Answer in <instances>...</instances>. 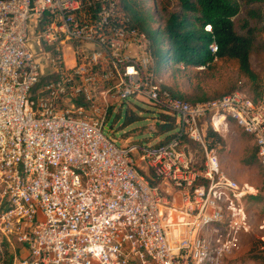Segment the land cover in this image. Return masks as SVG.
I'll list each match as a JSON object with an SVG mask.
<instances>
[{"label":"built area","instance_id":"obj_1","mask_svg":"<svg viewBox=\"0 0 264 264\" xmlns=\"http://www.w3.org/2000/svg\"><path fill=\"white\" fill-rule=\"evenodd\" d=\"M130 98L173 115L174 136L107 135ZM233 125L264 174V91L176 96L121 0H0V243L13 264H225L259 193L222 166Z\"/></svg>","mask_w":264,"mask_h":264},{"label":"rangeland","instance_id":"obj_2","mask_svg":"<svg viewBox=\"0 0 264 264\" xmlns=\"http://www.w3.org/2000/svg\"><path fill=\"white\" fill-rule=\"evenodd\" d=\"M137 1L152 16V26L155 29L164 26L166 10L176 7L174 1L171 0ZM251 9L264 11V0L242 3L241 11L235 18V26L238 32H244L242 26L244 20H247L246 29H255L257 47L250 54V62L252 68L261 78L264 76V25L258 23L259 19L249 13ZM65 55L68 63L71 64L72 54L69 48ZM154 62L156 65L155 57ZM158 68L159 74L171 90L189 97L204 95L211 98L217 97L234 87L235 90H244L249 94L257 93L253 90L252 82L241 72L236 60L216 59L212 66L206 67L204 70L183 68L182 65L172 62L162 63ZM133 113L138 115L139 119L126 123V116ZM163 114L171 115L148 103L130 98L112 109V115L107 121L105 132L117 143L120 140L127 142L148 140L149 138L154 142H161L166 136L165 133L159 134L158 124L163 122L161 119ZM223 140L221 161L225 171L240 183L248 182L255 185L259 189L257 195L261 194L264 197V175L260 162L246 160L255 149L251 137L233 125ZM142 167L144 168V165ZM246 209L251 218V228L248 232L239 234L238 245L225 264H264V241L262 240L264 228L261 229L264 226V201L249 197L246 200ZM14 252L15 249L11 246L0 243V264H4L9 254H14Z\"/></svg>","mask_w":264,"mask_h":264},{"label":"trees","instance_id":"obj_3","mask_svg":"<svg viewBox=\"0 0 264 264\" xmlns=\"http://www.w3.org/2000/svg\"><path fill=\"white\" fill-rule=\"evenodd\" d=\"M121 1L133 25L150 37L153 55L157 59L155 65L157 71L159 65L165 62L179 64L183 68H196L202 65L210 67L216 59L236 60L241 72L252 82L254 92H257L250 95L255 100L259 99L264 90V76L260 78L250 62V54L257 47L256 31L254 28L246 29L247 20H244L242 26L244 32H238L235 26V18L241 11L242 3H253L255 0H171L176 7L166 10L164 26L156 29L152 26V16L140 6L137 0ZM249 13L259 19L258 23L264 25L263 10L251 9ZM208 25L210 30L207 29ZM213 41L218 44L216 54L210 50ZM44 82L45 79H42L40 84ZM233 91L235 87L212 98L205 95L193 98L174 91L173 93L191 102H197L218 98ZM161 117L163 122L158 126L159 134H166L160 142L163 143L174 136L176 119L167 114ZM138 119V115L133 113L126 116V123ZM246 160L259 161L256 148ZM251 198L264 201L261 194ZM4 264H13V254H9Z\"/></svg>","mask_w":264,"mask_h":264},{"label":"water","instance_id":"obj_4","mask_svg":"<svg viewBox=\"0 0 264 264\" xmlns=\"http://www.w3.org/2000/svg\"><path fill=\"white\" fill-rule=\"evenodd\" d=\"M35 24H36V16H33L31 19H30V33L31 34H34L35 33Z\"/></svg>","mask_w":264,"mask_h":264},{"label":"crops","instance_id":"obj_5","mask_svg":"<svg viewBox=\"0 0 264 264\" xmlns=\"http://www.w3.org/2000/svg\"><path fill=\"white\" fill-rule=\"evenodd\" d=\"M228 134H229V133H228ZM228 134H227V135H228ZM245 134H246V133H245ZM227 135H225V137H226ZM247 135H248V134H247ZM248 136H249V135H248ZM225 137L222 138V148H223V142H224L223 139H224ZM250 137H251V136H250ZM251 139H252V137H251ZM252 140H253V139H252ZM253 143H254V145H255L254 140H253ZM254 147L256 148V145H255ZM256 150H257V148H256ZM220 159H221V151H220ZM221 163H222V161H221ZM18 253L20 254L19 250H18ZM13 258H14V254H13Z\"/></svg>","mask_w":264,"mask_h":264}]
</instances>
